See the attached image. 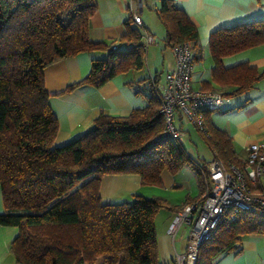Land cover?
Returning <instances> with one entry per match:
<instances>
[{
    "label": "trees",
    "instance_id": "1",
    "mask_svg": "<svg viewBox=\"0 0 264 264\" xmlns=\"http://www.w3.org/2000/svg\"><path fill=\"white\" fill-rule=\"evenodd\" d=\"M96 10L97 0H0V224L18 229L9 243L15 264H95L98 257L103 264H164L158 258L156 211L179 210L202 199L199 167L208 160L192 158L180 140L162 135L159 74L153 82L150 76L139 80L149 91L145 106L127 115L100 113L89 130L54 144L59 124L45 88L46 66L81 52H106L93 57L90 71L64 90L71 91L99 87L144 65L146 49L135 29L115 49L89 39V19ZM156 13L165 45L172 49L188 43L193 63L201 59L197 29L186 12L173 0H160ZM263 43L264 18L209 34L211 77L218 92L243 94L264 76V69L247 62L221 63L226 55ZM201 88L216 91L207 81ZM213 111L204 113L203 129L193 124L197 135L213 157L242 165L232 137L212 122ZM184 166L199 175V194L181 205L159 196L133 194L131 201L109 202L99 195L104 175L136 173L142 184L161 185L163 171L175 175ZM247 234L264 238V212L241 210L233 220L222 219L199 246L196 264H213L220 255L239 251Z\"/></svg>",
    "mask_w": 264,
    "mask_h": 264
},
{
    "label": "crops",
    "instance_id": "2",
    "mask_svg": "<svg viewBox=\"0 0 264 264\" xmlns=\"http://www.w3.org/2000/svg\"><path fill=\"white\" fill-rule=\"evenodd\" d=\"M160 0H142L130 4V0H97V10L89 19L88 36L91 41H102L108 45L119 43L120 38L131 29L140 34V41L146 49V68L129 70L115 75L99 87L82 86L64 91L70 83L86 75L91 68L93 57H103L106 52H81L53 62L44 69L45 88L49 93V105L57 117L59 129L54 140L55 145L63 144L72 138L89 130L100 113L127 115L132 109L146 105L145 94H148L146 81L139 80L154 74H159L158 83L164 82L163 74L175 65L171 47L165 45V29L157 17L156 9ZM182 8L197 29L201 45L202 58L193 63L191 87L205 90L203 81L211 84L215 90L220 87L212 81L211 70L213 60L209 54V34L219 28L264 18V0H173ZM130 5L141 17V24L133 22ZM153 46L156 51L152 60L148 59V48ZM192 55L193 50H191ZM161 54V55H160ZM157 58V62L155 60ZM240 62L264 69V43L249 47L234 54L221 58L224 67H230ZM146 69V70H145ZM144 71V72H143ZM131 82L132 84L128 83ZM233 87H226L230 91ZM212 122L228 132L232 137L233 147L241 157L246 155V147L250 143L264 141V76L247 92L230 97L221 108L211 114ZM182 122L181 135H191L187 124ZM189 156L196 159L187 148ZM239 156V155H238ZM198 161L199 158H197ZM209 160V159H206ZM189 168L184 166L175 175L168 171L161 174L162 185L165 189L187 190L185 194H155L166 199L170 205H181L186 198L199 194V184L195 183L186 188V179L191 175ZM182 179L180 180L179 179ZM146 184L136 173L108 174L101 178L99 195L102 200L109 202L131 201L133 194H144ZM198 188V189H197ZM157 193V194H156ZM179 210L164 208V227L156 231V242L159 261L164 264L172 263L175 252L184 251L186 242L178 249L167 233V226ZM4 211L0 189V213ZM15 226L0 224V264H15L12 259L9 243L17 234ZM260 234H248L255 236ZM256 245H241L237 252L222 254L216 258L215 264H264L263 258L256 254ZM226 256V259L223 257Z\"/></svg>",
    "mask_w": 264,
    "mask_h": 264
},
{
    "label": "built area",
    "instance_id": "3",
    "mask_svg": "<svg viewBox=\"0 0 264 264\" xmlns=\"http://www.w3.org/2000/svg\"><path fill=\"white\" fill-rule=\"evenodd\" d=\"M133 2L141 6L142 0H130V4ZM130 10L133 22L140 25V14L131 5ZM111 48L115 49L116 44ZM172 52L175 65L163 74L164 82L156 86L164 121L162 135L180 140L182 122L203 129L204 113L218 110L230 97L191 87L193 60L188 43L174 45ZM150 79L153 82L152 76ZM238 159L242 165L212 157L199 167L203 179L201 201L184 204L167 226L174 243L183 223L190 225L184 251L174 254L175 264H196L199 246L222 219L233 220L241 210L264 212V141L250 143L246 155Z\"/></svg>",
    "mask_w": 264,
    "mask_h": 264
},
{
    "label": "rangeland",
    "instance_id": "4",
    "mask_svg": "<svg viewBox=\"0 0 264 264\" xmlns=\"http://www.w3.org/2000/svg\"><path fill=\"white\" fill-rule=\"evenodd\" d=\"M155 54H156V51L154 50L153 46L150 45L148 48V59L149 60L154 59ZM155 60L157 62L158 59L155 58ZM145 63H146V56H145V60H144V68H146ZM187 127L189 128L191 135H190V139H189L188 135H181L180 142L182 143L183 147H185L189 151H191L196 158H199V160L212 158L213 157L212 152L204 145L202 140L199 138L194 125L191 122H189L187 124ZM238 155L241 156L242 153L238 152ZM189 171H190L192 176H190L188 179H186L187 180V181H185L186 188L189 185H191L193 188L195 183H197V185L199 184V178L200 177L197 174L196 170H194L193 168H189ZM179 179H180V177H179ZM180 180H182V179H180ZM153 186H155L156 188H146L143 191L144 194H147V196L149 198H152V196L155 194V192H157L158 194H170V195L174 194V196H177V194L182 195V194H185L187 192V190L174 189V188L165 189L162 184L161 185H153ZM147 187H152V186L147 185ZM164 220H165L164 208H160L159 210L156 211V213L154 215V223H155V230L156 231H158V230L160 231L164 227ZM189 230H190V226L187 223H183V225L180 227V229L176 235V238H175V244H176V247L178 249H180V247L186 242ZM247 235H243L241 237V245H256V247H257L256 254L258 256H261L263 258V261H264V238H263V236L262 235L247 236ZM223 258L226 259V256H224ZM216 260L217 259H215L213 261V264H215ZM95 264H103L102 258L98 257L95 261Z\"/></svg>",
    "mask_w": 264,
    "mask_h": 264
}]
</instances>
